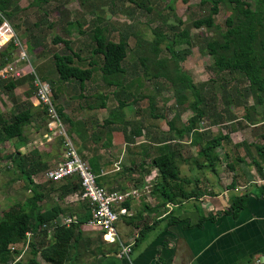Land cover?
Listing matches in <instances>:
<instances>
[{
	"label": "crops",
	"instance_id": "crops-1",
	"mask_svg": "<svg viewBox=\"0 0 264 264\" xmlns=\"http://www.w3.org/2000/svg\"><path fill=\"white\" fill-rule=\"evenodd\" d=\"M37 38L41 41L40 33ZM41 50L38 45L32 51ZM38 69L40 75L49 70L47 66ZM90 79L82 88L75 81L52 87L55 107L96 182L107 192L136 190L137 196L115 207L126 214L113 225L114 241L80 224L68 254L58 264H264V160L256 154V147L263 144L264 102L257 104L249 98L233 103L224 96L219 101L210 99L201 108L204 122H198L193 143V131L188 130L193 115L189 105H180L178 110L172 99L177 110L173 111L169 106L164 108L162 100L152 105L145 99L144 107V100L128 99L131 93L125 79L117 89H111V101L97 81L93 88L86 87ZM15 115L26 117L21 136L0 141V166L9 164L11 183H24L27 178L36 187L42 195L41 212L56 207L61 213L55 219L74 217L78 221L88 209L87 202L79 199L78 191L61 196L56 187L63 181L44 178L46 171L62 161V150L57 139L47 142L44 137L46 116L28 79L20 81L9 94L0 88V122ZM217 137L225 140L212 150L216 163L211 168L197 153L204 143ZM168 154L173 155L179 177L186 182L183 192L191 197L164 201L163 192L169 188L159 187L152 160ZM230 155L238 163L233 169L226 165L235 174L233 181L221 171L223 159ZM195 160L196 170L192 164ZM257 167L260 174L256 175L253 169ZM240 197L241 208L232 213L229 206ZM50 241L51 237L35 244L34 262L29 263V254L22 263L56 264L39 254ZM126 244H131L127 259L118 258L120 245Z\"/></svg>",
	"mask_w": 264,
	"mask_h": 264
},
{
	"label": "rangeland",
	"instance_id": "rangeland-1",
	"mask_svg": "<svg viewBox=\"0 0 264 264\" xmlns=\"http://www.w3.org/2000/svg\"><path fill=\"white\" fill-rule=\"evenodd\" d=\"M244 1L253 5L252 0ZM14 6L16 10H13L14 15L8 23L17 37L25 44L30 41L28 38L30 34L40 33V37H42V41H38L37 44L42 47V50L33 53L27 49V54L34 75L47 82L51 90L52 87L55 88L56 85L64 83L55 78L53 54L66 55L73 52L77 54V58L73 59V62L80 69H87L88 63L94 62L92 65L93 77L86 87L93 88L97 81L101 88L105 89L108 99L113 101V98L109 96L113 87L106 88L107 86L99 76L100 56H93L91 53L94 48L92 33L95 27L100 28L103 36L113 42H117L123 35L126 37V56L121 63L124 71L121 79H125V84L129 86L128 91L131 96L128 99L144 100L141 103L144 107L145 99L149 100L150 104L153 103L152 105H155L158 100H162L164 108L166 105V107L169 106V109L177 111L172 105V99L175 101L176 97L175 86L162 77L154 78L155 73L165 72L163 67L169 73V78L171 75L173 76L175 64L168 52L170 48L173 52L188 51L184 61L177 64V67L181 72L187 74L198 87L206 83L209 84L211 81L215 82L212 84L214 85L213 98L217 101L224 96L223 90L220 88L222 81H227L231 87L237 85L238 89L245 85L244 81L231 79L228 74L217 75L211 66L212 58L207 54V48L214 46L217 43L218 35L225 30V18L233 16L230 7L226 4L219 5L217 14L213 16L214 26L212 28L202 27L200 29L192 28L191 23L206 17L210 5L207 2L201 6L199 0H45L44 3L39 4L35 0H17ZM33 23L36 24V27H31ZM182 32H186V39L181 37ZM158 35L161 38H158ZM57 37L61 42L54 43L53 39ZM186 40L189 44L186 43ZM32 43L34 42L31 41L29 44ZM65 46L69 50H66ZM7 48H5L7 50L3 49L6 52V57L1 59L2 63H6L5 59L10 58L12 53V48ZM159 61L164 62V65L157 66ZM40 66L42 68L47 66L51 72L48 70L40 75V69H38ZM14 71H21L22 75L30 76L21 67ZM8 78L0 77V80ZM68 92L73 93L72 90ZM228 93L235 97L233 90L230 92L228 89ZM183 94H185V101L182 105H190L192 102L190 93L184 91ZM139 95H143V97L139 98ZM235 100L237 99H231L233 103ZM169 101L170 103L167 104ZM219 105L222 106L221 102L218 104V108H220ZM178 110H180V106H178ZM145 111L147 110L145 109ZM202 122L204 121L202 120ZM202 127L206 128L207 123ZM125 138L127 137L125 136ZM198 160L202 161V159ZM198 160L192 164L197 166L198 162L196 161ZM223 161L225 164L221 171L232 179V175L235 174H231L226 165L234 168L238 163L234 161L233 155L227 159L224 158ZM196 166L193 167L194 170H196ZM249 169L246 170L249 171ZM253 172L256 175L260 174V168H254ZM11 176L9 164L3 163L0 166V217L9 208L16 204L21 205L25 199L30 197V193L27 194L28 192L25 191V182L12 181L11 183ZM242 180L246 181L247 179L244 180L242 176ZM28 256L27 254L24 259Z\"/></svg>",
	"mask_w": 264,
	"mask_h": 264
},
{
	"label": "trees",
	"instance_id": "trees-1",
	"mask_svg": "<svg viewBox=\"0 0 264 264\" xmlns=\"http://www.w3.org/2000/svg\"><path fill=\"white\" fill-rule=\"evenodd\" d=\"M17 0H0V14L9 22V19L14 15L16 10L14 3ZM38 4L44 3L45 0H35ZM209 3V13L206 17L197 19L191 23L192 28L200 29L212 28L213 16L218 12L220 4H226L230 7L233 14L231 17H226L224 20L225 30L218 35L217 43L207 48V54L212 58V69L220 76V74H228L231 79L244 81V87L238 89V86L233 87L227 81H222L220 88L223 90L224 98L228 99H252L255 103L260 104L264 102V0H252L253 5L244 0H199V5ZM69 25V24H67ZM31 27H36L33 23ZM181 37L186 39V32H182ZM39 36V33L37 34ZM37 36L29 35L28 44L33 41L31 45L26 44L27 49L33 50L38 45ZM158 38H161L158 35ZM157 38V41L159 39ZM42 41V38H40ZM92 41L94 48L91 53L93 56H100L99 71L101 79L107 87L118 88L121 82L123 69L121 63L126 56V37L123 35L117 42L107 40L100 28L95 27L92 33ZM54 43L61 42L57 37L53 39ZM186 43L189 42L186 40ZM67 46V45H66ZM65 46L66 50H69ZM70 52V51H69ZM170 58L174 61L173 76L169 78V73L163 67L165 72L155 73V77H162L169 80L176 89L175 102L177 105H182L185 101L184 91H188L191 95L192 102H190L189 110L192 112V117L188 122V130L193 131V143L196 142L195 137L197 124L202 118L203 112L200 108L209 104L210 99H214V85L211 81L209 84H204L198 87L194 84L187 74L180 71L177 64L184 60L187 55V50L173 52L168 49ZM6 57V52H0V68L4 65L1 62L2 58ZM77 58V54L70 52V54L60 55L53 54V66L59 81H75L80 88L83 87L84 82L88 81L92 74V65L94 62L90 61L87 69H80L73 59ZM164 62H157V66H163ZM29 86L32 88L30 81L31 77H22L19 79L0 80V88L4 93L9 94L20 81L27 80ZM222 80V78H221ZM204 87V88H202ZM219 88V87H218ZM219 88V89H220ZM220 89V90H221ZM228 89L235 92V97L228 93ZM223 97V96H222ZM223 99V98H222ZM57 110V109H56ZM57 113L60 115L59 110ZM23 115L12 116L8 121L0 122V141L18 138L21 136V124L25 120ZM126 142L127 138H124ZM224 138H212L204 143L199 148L197 156L202 158L207 163L208 167H213L216 159L212 157L211 152L216 148ZM263 144L256 147V154L260 160H264V136L262 138ZM125 142V143H126ZM152 165L157 169L159 174V187H168L169 190L164 191L163 198L165 202H173L174 198L186 199L191 195L183 192L182 186L186 183L180 179L179 172L176 168L175 159L173 155H161L152 160ZM212 170V169H211ZM25 190H29L30 197L25 199L21 205H14L9 208L0 217V264H8L11 256L7 247L13 243H19L24 239L26 232H35L42 224H51L61 212L56 208H50L41 212L39 203L42 195L39 193L34 185L30 183L27 178H24ZM79 190L78 184L74 179H66L59 186L56 191L64 196L68 193H74ZM171 192V195L169 193ZM243 198H235L230 206L229 211L236 212L241 208ZM90 216L89 208L86 209L81 217H77L80 224L84 223ZM78 225H70L68 227H56L52 232L51 241L48 246L44 248L39 254L40 256L53 263H61L70 249V242H74L76 236V227ZM39 239L38 242L36 240ZM46 240V234L35 235L31 242L30 262L36 256L37 250L35 244H41ZM15 264H23L18 262Z\"/></svg>",
	"mask_w": 264,
	"mask_h": 264
},
{
	"label": "built area",
	"instance_id": "built-area-1",
	"mask_svg": "<svg viewBox=\"0 0 264 264\" xmlns=\"http://www.w3.org/2000/svg\"><path fill=\"white\" fill-rule=\"evenodd\" d=\"M7 47L12 48V53L10 52L9 60L5 59L6 63L0 68V77L2 79L9 77L8 79L15 80L22 76H28L22 75L21 71H14L20 67L30 74L34 98L46 116L47 132L44 137L47 142L57 139L62 150V161L55 168L45 172V180L60 182L74 179L79 186L78 197L87 202L90 212L89 218L81 225L97 229L103 232V237L107 240L114 241L113 225L120 215L126 214L124 209L116 210L115 207L127 198L137 196V191L107 192L96 182V176L92 173L89 165L78 156L74 143L57 113L50 85L34 75L29 63L26 44L17 37L8 21L0 14V52ZM69 225H80V223L74 217H65L54 219L50 225L44 223L35 232H26L21 242L10 244L7 247L11 256L8 264L21 262L27 254L29 255L30 245L35 235L45 233L46 239H49L52 237L54 228L68 227ZM130 248L131 244L120 245L117 257L127 259Z\"/></svg>",
	"mask_w": 264,
	"mask_h": 264
}]
</instances>
